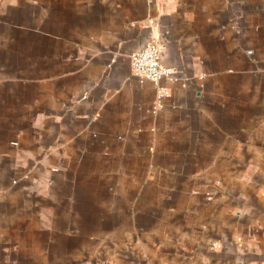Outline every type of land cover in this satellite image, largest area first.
<instances>
[{
    "label": "crops",
    "instance_id": "obj_1",
    "mask_svg": "<svg viewBox=\"0 0 264 264\" xmlns=\"http://www.w3.org/2000/svg\"><path fill=\"white\" fill-rule=\"evenodd\" d=\"M0 264H264V0H0Z\"/></svg>",
    "mask_w": 264,
    "mask_h": 264
},
{
    "label": "built area",
    "instance_id": "obj_2",
    "mask_svg": "<svg viewBox=\"0 0 264 264\" xmlns=\"http://www.w3.org/2000/svg\"><path fill=\"white\" fill-rule=\"evenodd\" d=\"M154 21L151 19L150 23ZM163 47L160 44L159 36L154 38L146 45L131 53V69L134 77L139 81H151L156 85L155 111L165 105V100L169 96V91L161 83L164 79L175 80L176 73L173 67H168L162 60ZM17 144V142H13ZM52 170H56L53 168Z\"/></svg>",
    "mask_w": 264,
    "mask_h": 264
},
{
    "label": "rangeland",
    "instance_id": "obj_3",
    "mask_svg": "<svg viewBox=\"0 0 264 264\" xmlns=\"http://www.w3.org/2000/svg\"><path fill=\"white\" fill-rule=\"evenodd\" d=\"M13 145H17V144H13Z\"/></svg>",
    "mask_w": 264,
    "mask_h": 264
}]
</instances>
